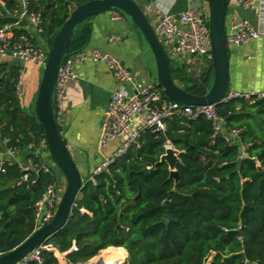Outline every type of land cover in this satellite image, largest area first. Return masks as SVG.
Segmentation results:
<instances>
[{
  "label": "trees",
  "instance_id": "1",
  "mask_svg": "<svg viewBox=\"0 0 264 264\" xmlns=\"http://www.w3.org/2000/svg\"><path fill=\"white\" fill-rule=\"evenodd\" d=\"M86 1L28 0L27 14L39 16L48 48L70 11ZM20 10L18 0H0V28L10 25L13 38L28 35L26 20L15 25ZM88 22L74 29L67 54L86 47ZM170 64L178 86L206 94L211 59L198 76ZM21 70L19 62H0V137L20 150L44 135L33 109L20 105ZM215 112L236 139L213 136L212 122L203 115L173 117L164 132L143 130L138 145L109 165V174L96 175L95 184L85 179L67 224L46 242L53 249L42 251L41 262L27 264H61L56 253L73 244L78 251L65 256L70 264L87 262L108 247L127 252L123 264H264V100L233 98ZM166 145L179 152L176 182L160 161ZM54 181L52 173L0 164V255L34 231L36 203Z\"/></svg>",
  "mask_w": 264,
  "mask_h": 264
},
{
  "label": "built area",
  "instance_id": "2",
  "mask_svg": "<svg viewBox=\"0 0 264 264\" xmlns=\"http://www.w3.org/2000/svg\"><path fill=\"white\" fill-rule=\"evenodd\" d=\"M176 0H173V3ZM20 12L17 14L15 25L21 20H26L25 27L28 35H20L13 38L10 25L0 28V57L13 59L19 63H34L43 65L47 58L48 46L40 39L42 28L40 27L39 16L29 17L27 14L28 0H18ZM240 5L246 10L253 11L257 18V25H253L246 19H239L234 13H227L226 16V46L227 48L239 47L249 41L264 34V0H229ZM171 4L168 9L160 15L152 26L170 63H180L184 57L211 59L210 35L208 28V6L207 0H185V6L181 9H172ZM111 18H121L116 9H111ZM228 12V11H227ZM118 36L110 35V42L117 41ZM35 40V42H33ZM105 62L117 80L118 86L111 92L109 102L106 106L99 138V147L104 148L113 141L119 144L110 156L105 157L87 177L91 183L95 184V176L104 172L109 174V165L117 158L123 156L131 146H137L140 133L143 130L164 132L167 120L173 117L194 118L203 115L212 122L213 136L225 134L226 140L236 139V131H226L224 120L216 112V104L203 106L183 105L170 101L162 92L156 82H142L135 79L131 70L125 67L119 60L109 53L100 52L97 49L81 50L65 55L56 74L53 99L55 103V113L58 118L63 111V96L67 83L77 77L74 69V61ZM200 72V70H199ZM21 80L18 83V89ZM264 99V90L255 92L229 91L223 98L222 103H226L233 98ZM170 145H166L168 147ZM25 153V157L20 159L19 155ZM3 155H6L5 159ZM243 155L245 153L243 152ZM34 157L40 159L35 162ZM47 161L51 164H47ZM9 161L16 163L24 170H33L36 173H53L52 167H56L50 159L47 144L44 136L37 143L30 142L20 150L8 144V140L0 137V164ZM27 179V175L22 177ZM65 186V179L55 176V181L45 186L41 198L35 206V229L48 223L53 217L61 194ZM34 229V230H35ZM119 249V247H108ZM106 248V249H108ZM50 244H42L31 251L17 264H27L29 261L41 262V253L44 250H52ZM78 248L73 244L65 252H57L56 255L61 264L66 262L65 256L69 252H76ZM101 250L99 254L86 263L76 264H109L104 260ZM124 256L119 255L113 264H123Z\"/></svg>",
  "mask_w": 264,
  "mask_h": 264
},
{
  "label": "crops",
  "instance_id": "3",
  "mask_svg": "<svg viewBox=\"0 0 264 264\" xmlns=\"http://www.w3.org/2000/svg\"><path fill=\"white\" fill-rule=\"evenodd\" d=\"M171 4H173L172 9L178 10L185 6V0H176L174 3L173 0H147L144 11L145 13L150 12L151 16L155 17L156 22ZM227 11L228 14L234 13L237 18L246 19L255 26L258 23L253 11L246 10L236 3L230 2ZM111 13L112 10L110 9L89 20L90 36L86 47L82 50L97 49L100 52L109 53L131 70L136 80L154 82V80L147 78V74L151 71H149L148 56L143 53V42L138 41L132 29V20L122 13L120 14L121 18L112 19ZM110 35L118 36L119 39L110 42L108 40ZM228 53L229 90L240 92L264 90V34L242 46L229 48ZM193 59L195 58L184 57L180 63L176 64L193 69L191 67V63L194 62ZM198 59L200 60L199 67H202L196 69L202 72L209 60ZM12 60L0 57V62ZM20 64L25 68V73L22 69L18 97L22 109L29 111L30 103L35 97L39 83L40 66L34 63ZM74 69L77 77L70 80L66 85L62 102L63 111L58 116L57 121L63 140L71 152L82 179L85 180L91 171L105 157L110 156L119 144L118 141H113L104 148L99 147L104 112L110 94L118 86V83L107 64L102 61L75 60ZM196 69L194 70L196 71ZM200 72L198 71V73ZM23 74L25 75L24 81ZM27 80L31 82V86L23 102L20 97L23 92H21V88ZM24 155L25 153H21L20 159H23ZM3 157L7 158L6 155Z\"/></svg>",
  "mask_w": 264,
  "mask_h": 264
},
{
  "label": "water",
  "instance_id": "4",
  "mask_svg": "<svg viewBox=\"0 0 264 264\" xmlns=\"http://www.w3.org/2000/svg\"><path fill=\"white\" fill-rule=\"evenodd\" d=\"M228 5L229 0H207L213 77L211 85L204 95L192 94L174 82L168 56L145 11L136 0H88L70 11L62 26L52 37L32 107L36 121L43 129L50 159L62 173L65 186L51 220L35 229L15 248L1 254L0 264H17L35 248L45 244L53 234L64 228L85 185V180L82 179L59 130L53 99L56 74L67 53L74 29L101 12L110 9L118 10L132 20V29L138 41L142 43L144 39L147 43L154 58L156 83L166 98L183 105H218L223 102L224 96L230 91L229 53L226 46ZM178 154L177 150L168 146L165 148V154L160 158V161H164L168 165L169 177L175 182L178 180V173L175 169V165L179 161Z\"/></svg>",
  "mask_w": 264,
  "mask_h": 264
},
{
  "label": "rangeland",
  "instance_id": "5",
  "mask_svg": "<svg viewBox=\"0 0 264 264\" xmlns=\"http://www.w3.org/2000/svg\"><path fill=\"white\" fill-rule=\"evenodd\" d=\"M138 3H139V5L143 8V10H144V6H145V3L147 2V0H136ZM125 16H127V15H125ZM146 16H147V18H148V20H149V22L151 23V25L153 26L154 24H155V17H152L151 16V14H150V12H146ZM128 17V16H127ZM40 39H42V37H41V35H40ZM143 53H145L147 56H148V61H149V65H150V69H149V71H150V73L149 74H147V78H149V79H151V80H154V82H156V71H155V63H154V58H153V56H152V53H151V51H150V49H149V47H148V45H147V43L145 42V40L143 39ZM205 59V58H204ZM194 60V62L193 63H191V67H193V69H188V68H185V70L187 71V73L189 74V75H193V76H198L200 73H198V71L199 70H197L196 68H201L202 66H200L199 67V62H200V60L198 59V58H195V59H193ZM153 63H154V65H153ZM40 66V69H39V80H40V77H41V73H42V70H43V66H44V64L43 65H39ZM22 69L24 70V73H25V68L24 67H22ZM194 69H196V71L194 70ZM25 80V75L23 74V81ZM31 86V82L30 81H26V83L24 84L23 83V86H22V88H21V92H22V94H21V100L24 102V100L26 99V97H27V94H28V90H29V87ZM33 101H34V98L32 99V101H31V103H30V106H29V108L31 109L32 107H33ZM45 162L47 163V164H49L50 166H51V164L47 161V159L45 160ZM52 171H53V173L55 174V176H59L60 178H62L63 177V175H62V173L60 172V170H59V168L56 166V167H52ZM64 178V177H63ZM105 251H111V250H106V249H104V251L102 252V255L105 253ZM121 253V252H120ZM99 254V253H98ZM119 255H125L124 256V259L126 260V257H127V252L124 250V254H118V256ZM104 257V260L106 261V262H108L109 264H112V260L110 259V255H104L103 256ZM92 259V258H91ZM90 259V260H91ZM110 259V260H109ZM124 260V261H125ZM89 261V260H88ZM87 261V262H88ZM84 263H86V262H84ZM114 263V262H113Z\"/></svg>",
  "mask_w": 264,
  "mask_h": 264
},
{
  "label": "bare ground",
  "instance_id": "6",
  "mask_svg": "<svg viewBox=\"0 0 264 264\" xmlns=\"http://www.w3.org/2000/svg\"><path fill=\"white\" fill-rule=\"evenodd\" d=\"M107 254L110 255V259H111V260H114V259L118 256L117 253L112 252V251H105V253L103 254V256H104V255H107ZM110 259H109V260H110Z\"/></svg>",
  "mask_w": 264,
  "mask_h": 264
}]
</instances>
